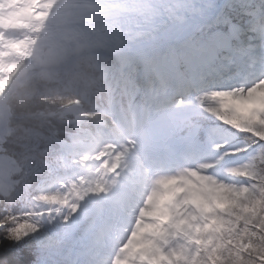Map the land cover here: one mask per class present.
<instances>
[{
  "label": "clouds",
  "instance_id": "obj_1",
  "mask_svg": "<svg viewBox=\"0 0 264 264\" xmlns=\"http://www.w3.org/2000/svg\"><path fill=\"white\" fill-rule=\"evenodd\" d=\"M112 7L105 0H77L71 14L52 25L51 46L43 47L49 53L52 79L46 91L34 92L13 108V122L20 136L28 139L24 136L26 126L34 118L36 109H47L53 114V119L40 125L52 132H41L34 144L28 140L32 152L37 154L35 171L20 189L19 198L0 199V216H6L9 208L19 210L31 206L40 212L52 202L43 199L45 196L58 195L70 202L68 207L56 208L51 218L41 215L36 220L40 228L29 239L44 257L38 258L39 264L44 261L68 264L66 255L70 248L78 253L76 264H92L90 254L96 234L108 224L117 232L132 224L131 216L138 202L132 192L135 153L126 165L128 171L106 178L107 194H90L80 199L73 185L83 195L95 186L100 175L93 171L97 169L96 164L82 166L87 152H99L105 143H120L132 135L136 152L142 157L149 156L165 145L176 143L179 139L176 121L182 114L200 113L201 123L224 129V135H218L211 142H201L206 157L216 159L238 147L243 137L224 122L202 113L197 97L214 89L252 84L257 79L264 87V37L259 47L255 46L254 37L221 43L216 33L205 30L206 17L214 7L207 0H193L180 13L166 0H157L148 12L136 8L134 19L110 14ZM177 15L182 16L179 22ZM130 82L136 83L140 92L135 107L139 132H110L100 143L85 145L81 134L71 130L72 122L66 113L55 118L69 101H79L80 107L67 110L76 115L84 110L82 105L89 94L100 96L107 91L116 104L105 115L124 129L128 103L121 94ZM85 85L96 87L84 91ZM48 100L53 103H46ZM181 100L187 103L177 109ZM222 143L224 146L217 150ZM199 163L200 160H193L188 166L196 167ZM5 241L10 242L6 238Z\"/></svg>",
  "mask_w": 264,
  "mask_h": 264
},
{
  "label": "rangeland",
  "instance_id": "obj_2",
  "mask_svg": "<svg viewBox=\"0 0 264 264\" xmlns=\"http://www.w3.org/2000/svg\"><path fill=\"white\" fill-rule=\"evenodd\" d=\"M251 1L253 0H243L242 3L243 5H247V3H252ZM262 3L264 2H261V5ZM222 4L221 9L217 13L218 18H216V21L212 25L205 24V30L209 33L216 32L217 28L223 29L221 25L222 21H224V24L232 26L231 24L238 21L246 22L249 19L250 14L247 13L246 6L237 3L236 0H224ZM227 7L228 9L225 10ZM260 8L263 7L260 6ZM260 8L258 10L259 16L262 14L264 16V8L263 11ZM223 10L225 11L223 12ZM222 12L228 14H225L227 16L226 20L222 19ZM256 22L257 20L251 23L254 25L253 28L250 29L249 26L244 35L246 39L254 37L255 46L259 47L261 37H264V24ZM230 33L232 34V32ZM9 57H11L9 63L11 64L15 61V57L10 55ZM1 59L0 57V65L2 62V65L5 66V63ZM24 63L32 64L33 66L28 71H31L29 76H25L21 80L19 88L29 83L33 84L36 76L42 71L40 70L42 65L40 67L34 57L27 58ZM20 71L24 74L22 69ZM244 85L248 84H240L238 88H232L230 95H213L212 92H208L200 95L204 97L203 100L198 99L200 96L197 97V103L202 113L210 115L217 121L224 122L226 126L232 127L243 137V142L238 147L223 152L216 159L209 160L206 157L202 151L201 142H211L218 135H224V129L215 126L208 127L205 123H201L199 119L200 113L182 114L176 121V133L179 137L176 143L165 145L161 150L146 157H142L140 153L136 152V144L133 143L134 136L132 135H128L127 139L122 140L120 143L109 141L104 144V146H112L109 148V153L114 152L117 148L123 147L125 149L120 168L116 173H109L110 176L128 171L126 165L131 163L129 158L135 153L137 159L132 192L135 194L138 202L131 216L132 224L133 220L139 217L143 222L142 227L150 224L160 225L159 230L145 233L146 238L152 239L159 244L162 242L169 244L171 236L169 233L170 228L168 227L169 223L175 225L177 222H180L178 220H182L183 222L180 223L183 224L188 223L189 219L198 220L201 217L197 219L196 210L200 211V215L205 219H208L209 222L206 221L203 227L206 234L197 246V252H201L199 260H196L197 262H193L192 264H249L250 260L247 256H244V253L250 251H244L242 247H237V238L240 239L241 245L249 243L255 246L264 245V224L261 223L264 220V170L259 172V174L252 175L254 174V170L252 169L259 168L264 164V161L256 160L253 162V167H246L249 164L252 150H244L254 138V129L257 126H261L262 123L259 118L264 115V87H257L255 91H244L242 88ZM129 86H133L135 89L131 88L128 94L124 93L126 90L124 89L121 94L122 97L126 98L130 95L126 99L128 100V114L124 130L139 132L140 122L136 117L135 107L140 92L138 86H135L134 83H130ZM107 97H109V100H113L111 96ZM97 102L101 103L103 99ZM110 102L113 108L116 101ZM56 103L58 104V102ZM72 103H75V101H69L68 104H65L63 111L56 113L57 117L60 118L66 113L67 118L70 121L73 120L76 126H78L79 131L77 132L84 134L82 137L86 138L83 140L85 145L100 143L102 140L97 137L98 131L108 129L107 127L111 125V121L108 119L106 124L103 119L104 116H98L99 113L97 115L94 114V108H91L88 112L85 111L86 113L82 110L76 115H72L67 110L80 107L79 103L71 105ZM186 103L182 100V103L179 102L176 108L180 109ZM224 105H227V107H224ZM82 106L86 108L88 103ZM164 109L167 111L168 106L165 105ZM87 113L90 115L88 116ZM50 115L53 118V114ZM222 117L226 119H222ZM233 120L236 121L235 124ZM85 121L93 124L90 125L93 129L92 132L87 130V127L83 124ZM8 126L10 127V125H6V127ZM211 129H215L216 133L210 134ZM110 130L114 134V131ZM249 130H252L251 134H249ZM201 134H205L206 137L202 139L200 137ZM8 136L10 135L8 134ZM223 146V143L217 146V150ZM97 154L98 152L96 151L87 152L82 158V166H88L93 163L97 165L98 161L95 159ZM0 155L9 156L8 158H11V162L13 161L12 159H16L13 155L7 154L3 140L1 142ZM145 159L148 161L147 164H145ZM193 160H200V163L196 167L188 166ZM202 165L210 166L202 167ZM19 168L22 169V166ZM233 168L238 169V171H229V169ZM193 170L196 172L195 175L192 174ZM93 171H97V169H93ZM18 172L21 173L19 169ZM11 173L10 176H12ZM252 176H254V180H252ZM17 177L15 176L14 178ZM19 180L20 178L16 179V185L20 183ZM171 180H174V182L166 183V181ZM256 180L258 183L255 182ZM3 191H5V188L2 189L0 186V194L7 195ZM149 197H152V203L150 204L148 203ZM66 205L70 206V202ZM219 205H223V207H219ZM206 206L212 207L214 210L205 213L202 209ZM144 209H147L150 213L156 212L157 214L140 217L139 213ZM22 210L29 212L28 209L22 208ZM46 210L47 208L41 209V214H37V216L45 215ZM33 211L37 212L34 208L30 212L33 213ZM50 211L53 213L51 208ZM32 213L30 214L32 215ZM51 216L50 214L49 217ZM2 217L0 216V218ZM162 217H167V219H162ZM130 227L125 226L122 231L117 232L111 224H108L103 230L99 231L95 236L91 248L92 264H108L111 255L124 241ZM37 232L30 233L29 238L36 236ZM207 236L210 238H207L205 243L204 240ZM29 238L20 245H16L11 241L6 245L4 256L7 255V259H3L5 264H22L17 258L18 254L20 255L19 257H26L27 259L30 254L36 252V244ZM255 264H258V261Z\"/></svg>",
  "mask_w": 264,
  "mask_h": 264
},
{
  "label": "snow or ice",
  "instance_id": "obj_3",
  "mask_svg": "<svg viewBox=\"0 0 264 264\" xmlns=\"http://www.w3.org/2000/svg\"><path fill=\"white\" fill-rule=\"evenodd\" d=\"M74 6L69 3V0H32L30 5L31 23L28 27L31 30V34L24 40H11L5 39L0 36V49H7V52H0V55H10L19 57L18 62H12L6 67L0 66V71H7L10 73L6 78H0V91L5 89L12 77L21 69L24 74H27L32 64H25L24 60L29 57H34L37 63H45L48 61L49 53L43 51L45 44L51 46L54 32L52 25L59 23L71 14V10ZM260 86L259 79L252 82V84L242 86L244 91H255ZM231 89H214L213 95H230ZM203 96L198 99L203 100ZM182 103V100L180 101ZM227 107V105H224ZM222 119H226L222 117ZM261 126H257L254 129V138L246 147L245 151L251 149V155L249 158V164L246 167H253V162L256 160L264 161V115L260 118ZM235 124L236 121L233 120ZM239 127V125H237ZM252 130H249L251 134ZM216 130L211 129L210 134H215ZM134 143V142H133ZM111 145L104 146L96 155L95 159L98 161L97 171L99 172V179L96 180L95 186L90 187L80 194L76 185H73V189L76 190V194L80 199H84L86 196L92 195H105L109 192L107 181L105 177L109 173H116L120 168L122 159L125 153L123 147L117 148L114 152L109 153ZM210 165H202V167H209ZM5 165L0 162V168H4ZM10 167V165L8 166ZM229 171L236 172L238 169H229ZM193 175L196 174L193 170ZM174 180L166 181V183H172ZM223 188V186H221ZM247 191V189H245ZM45 200H51L52 202H60L64 205L68 204V200L61 199L58 195L45 196ZM148 203H152V197H149ZM199 206V205H198ZM223 207V205H219ZM214 209L206 206L202 209L203 212H211ZM156 212H148L147 209L142 210L139 216L156 215ZM30 213H23L20 215L12 214L6 215L0 218V242L5 238L8 241L13 242L16 245H20L26 239L29 238L30 233H36L38 231V225L30 219ZM167 219V217H162ZM142 220L138 218L133 220V224L130 227L129 232L126 234L124 241L115 249L111 255L108 264H174L179 259L180 253L168 244H159L152 239L145 237V233L159 230V224L142 225ZM264 224V220L261 221ZM254 235V233H253ZM237 247H242L244 251H250L257 257L258 264H264V245L255 246L251 243L247 245H241L240 239L237 238ZM168 249L165 251V249ZM0 264H5L3 259H0ZM46 264V261L43 262Z\"/></svg>",
  "mask_w": 264,
  "mask_h": 264
},
{
  "label": "trees",
  "instance_id": "obj_4",
  "mask_svg": "<svg viewBox=\"0 0 264 264\" xmlns=\"http://www.w3.org/2000/svg\"><path fill=\"white\" fill-rule=\"evenodd\" d=\"M46 73L47 72L42 71L41 73H39L36 76L33 84L29 83L28 85L21 86L17 93H14L10 96L9 105H10L12 113H13L14 105H16L19 102L28 100L32 96V94L34 93V92L31 93V91H33L32 89H34L35 92L36 91H41V92L46 91L48 83L51 80V79H49V77H47ZM48 75H50V74L48 73ZM92 86H94V85H88V86L85 85L84 91H85V89H88L89 87H92ZM130 89L131 88L126 89L124 93L128 94ZM102 96H103V98H101L97 101H102V99H103V102L100 103V102L96 101L97 105H99V107H96L97 109L93 110L94 114L97 115V113H99L98 116L100 114H102L103 109L106 108L107 103L109 101V97H107V96H110V95L107 93V91H104L102 93ZM90 97L93 98V96L91 94H89V96L85 100L84 104L87 103L88 98H90ZM128 97H130V95L127 96V98ZM56 102H58V104L60 103V101H56ZM46 103L50 104V103H53V101L48 100V101H46ZM66 104H68V103H66ZM91 106H92V104L88 103V106H86V107H88V110H90L92 108ZM50 114L51 113L47 109H36L35 110V116L33 119H31L28 122V124L26 126V131L24 134V136L27 137L28 139H25L24 137H22L18 134L16 125L13 122L14 113L11 115L10 120H9L10 126L12 127V130L10 132L11 134H10V136H8V138L6 139V141L3 144H4V147L7 151V154H10V155H13L14 157H16L19 164L22 166V169L20 170L21 173L18 172V173L13 174L14 177L18 176L15 179L20 178V180H19L20 183L17 184L16 186H14L15 188L8 195H1L0 194V199L19 198L20 189L23 186H25L30 175L34 173L35 166L37 163V161L34 157L37 154L32 152L31 145L28 143V140H31L32 143L34 144L36 142V140L39 138V135L41 132H44L45 134H51L52 129L47 128V127L46 128L40 127V125L42 123H46L48 120L53 119ZM57 116L58 115L55 114V118L58 119ZM100 116H102V115H100ZM110 126L116 127L115 124H113V126H112V122H111ZM100 132H101V130H100ZM200 137H202V139H204L206 137V135L201 134ZM263 166H264V164H262V166H260L259 168L252 169V170H254V174H252V175L259 174V172L263 171L264 170ZM260 168H263V169H260ZM252 180H254V176H252ZM255 182H257V180ZM60 207H68V206L67 205H61L58 202H55V203L50 202V205L46 210L45 216L49 217L50 214L52 216H54L55 209L60 208ZM50 208L53 210V213L50 211ZM27 209L30 212L33 208L31 206H29ZM29 212H25L24 210H22V208L19 210L14 209V208H9L7 210L6 215H12V214H16V215L19 214L20 215L22 213H29ZM195 212L197 215V219H198V217H201L200 219H198V220H190L189 219L188 223H184V224L182 223L181 226L178 225L174 228V231H177L178 233H183V235H181V237H180L183 242H181L179 247L176 248V251H178L180 253V257H179V259H177L174 262V264H192L193 262H197L196 260H199L201 252H197V246L199 245V243L201 242V239L206 234L205 229L203 227L206 224V221L207 222H209V221H208V219H205L202 215H200V211L196 210ZM30 213H32V212H30ZM37 214H41V210H40V212H36V213L33 211L30 218L39 226L38 227V229H39L40 224L36 222V220L38 219ZM187 236H188V238H187ZM207 238H210V237L207 236L205 238L204 242L207 240ZM190 240H192L190 242V245L185 246L184 241H190ZM7 244H9V242H7L5 240L0 242V259H4V260L7 259V255L4 256L6 253L5 251H6V247H7L6 245ZM238 249H237V251H238ZM35 251H36L35 253L29 255L28 258H30V260L27 263L22 262V264H39V260L44 259V257L40 256V250L37 248V246H36ZM72 252H73V249L70 248L67 255H66V260L68 261V264H71L72 259L74 258ZM195 252H197V253H195ZM77 255H78V253H77ZM17 256H18L17 258L20 262H21V259H26V257H24V258H21L22 256L19 257L20 256L19 254ZM244 256H247L250 261H255V262L257 261L256 255L251 253V252H245ZM38 258H39V260H38Z\"/></svg>",
  "mask_w": 264,
  "mask_h": 264
},
{
  "label": "bare ground",
  "instance_id": "obj_5",
  "mask_svg": "<svg viewBox=\"0 0 264 264\" xmlns=\"http://www.w3.org/2000/svg\"><path fill=\"white\" fill-rule=\"evenodd\" d=\"M223 1L224 0H207V2L213 4L214 7H213L211 13L206 17L205 24H211L212 25L216 21V18H218V14L217 13L221 9V7L223 5L222 4ZM18 2H21V4L27 3L26 13L30 14L31 2H26V1H23V0H18ZM105 2L108 3L109 5L113 6L112 8L109 9L110 14H113V15H125L129 19H134L135 15H136V8H142L145 12H148L150 10V5H152L153 3L157 2V0H105ZM166 2L171 4V5H173L175 7L176 12L180 13L188 5L192 4L193 0H166ZM236 2L240 3L241 5H243V3H242L243 0H236ZM251 2L252 3H250V4L247 3V5H243V6H246L247 13L250 14V16L248 17L249 19L247 18L249 22L248 21H246V22L238 21V22H236L234 24H231L232 26H230V25L224 24V21H222L221 25H222L223 29L219 28V29H217L216 32H211V33H216L218 35V39H219V41L221 43H225V42H227L229 40L235 41V40L240 39V38L246 39V36L244 35V32L247 31V28L249 26H250L249 28L252 29L254 25H252L251 23L253 21L259 20V18H260L258 10H259V8L261 6V0H253ZM263 2H264V0H263ZM69 3L72 4L75 7L76 4H77V0H69ZM74 7L72 8V10L74 9ZM226 9H228V7ZM11 10H13V7H8V8H6L5 12L6 11H11ZM225 10H223V12ZM225 14H227V13H225ZM225 14L224 13L222 14V19L226 20L227 16H225ZM180 19H182V16L177 15L176 16L177 22H179ZM24 20L25 21H22L23 27L21 26L22 28L21 27H19V28H21L23 31H25L26 32L25 34L30 35L31 34V30L28 27V25L31 23V16L30 15H28V16L25 15V19ZM219 21H220V19H219ZM258 25H260V24H258ZM1 27L2 26H0V28ZM230 32H232V34ZM254 35H256V34H254ZM0 36H3L5 39H11V40H15L16 38H17L16 40H24L27 37V36L24 37V35H17V34L15 35L13 30H10V31H7V32H3L2 34H0ZM7 51H8L7 49H0V52H7ZM0 57L2 58L1 60L5 63V66H4V65H2V62H1L0 66L6 67L7 65H9V63L11 61V57H9V55H0ZM19 59H20L19 57H15V62H18ZM256 60H258V57L256 58ZM47 63L48 62L37 63V64L40 65V67L42 65V68L40 70H42L44 72H47L46 73L47 77H49V79H52L53 73L50 70L49 65H47ZM30 72H28L27 74H22L21 71H18L12 77V80L13 79H15V80L14 81H10L9 85L5 89L0 91V149H1L2 140H4L6 135L8 134V130L9 129L6 127V125L7 124L10 125L9 120H10L11 115L13 114L12 111H11L10 105H9V101L10 100H8V98H9V96L11 94H14V93L18 92L19 85L21 84L20 83L21 80H23L25 76H29ZM48 73L50 75H48ZM257 73H258V71H257ZM8 75H10V73H8L7 71H0V78H6ZM130 83L133 84L134 82H130ZM130 83L124 89H129V88L135 89L133 86H131V87L129 86ZM134 84L137 85L136 83H134ZM95 87L96 86H92V88H95ZM32 90L33 91H31V93L35 92L34 89H32ZM85 91H88V89H85ZM102 93H101L100 96H96L94 94H91L93 96V98L92 97L88 98L87 103L92 104L91 107L94 108V109H97L96 107H98L99 105H97L96 101L101 99V98H103ZM75 103H79V101L77 100V101H75ZM75 103H72L71 105H74ZM83 109H84V113H86L85 111L88 112V107H86V108L83 107ZM87 115L89 116L90 114L87 113ZM103 119L105 120V122L107 124L108 116L104 114ZM71 122H72L71 123V130L73 132L79 131V128H78V126H76L74 121L71 120ZM98 122H97V124H98ZM83 124L87 127V130L92 132L93 129H92V127L90 128V125H93V124L91 122L85 121ZM83 135L84 134H81V137ZM87 138H88V136H87ZM82 139L84 140L86 138L82 137ZM16 161H17V159H16ZM0 162H2L5 165L4 168H0V176H2V177H0V186L2 187V189L5 188L6 194H8L10 190H13L15 188L14 187L15 182H13L14 179H12V176H10V172L13 171L12 168H13L14 165L12 164V162L10 161V159L7 156H1L0 155ZM9 165H10V167H8ZM4 177H5V179H4ZM29 260H30V258L21 259V262L27 263Z\"/></svg>",
  "mask_w": 264,
  "mask_h": 264
},
{
  "label": "water",
  "instance_id": "obj_6",
  "mask_svg": "<svg viewBox=\"0 0 264 264\" xmlns=\"http://www.w3.org/2000/svg\"><path fill=\"white\" fill-rule=\"evenodd\" d=\"M23 1L31 2L32 4V0ZM26 6L27 3L21 4L18 0H0V26H2L0 28V34L13 30L15 35L28 36L25 34L26 32L21 29L23 27L22 21H25V15H30L26 13ZM8 7H13V10L5 12ZM16 39L14 41H16Z\"/></svg>",
  "mask_w": 264,
  "mask_h": 264
}]
</instances>
